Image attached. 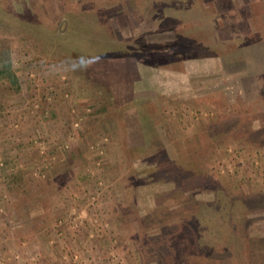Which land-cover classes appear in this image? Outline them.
Returning <instances> with one entry per match:
<instances>
[{"label":"rangeland","instance_id":"1","mask_svg":"<svg viewBox=\"0 0 264 264\" xmlns=\"http://www.w3.org/2000/svg\"><path fill=\"white\" fill-rule=\"evenodd\" d=\"M0 43V264H264V0H0Z\"/></svg>","mask_w":264,"mask_h":264},{"label":"trees","instance_id":"2","mask_svg":"<svg viewBox=\"0 0 264 264\" xmlns=\"http://www.w3.org/2000/svg\"><path fill=\"white\" fill-rule=\"evenodd\" d=\"M7 50V44L6 43H0V55H1V53L3 52V51H6ZM228 199H230L229 197H226V198H219V199H217L216 201H219L218 203H217V205L218 204H224ZM201 199H198V200H195V201H200ZM206 201V200H205ZM210 200H207L206 202H209ZM248 211H249V208L247 209V208H244V209H242L238 214H237V219H239V221H237V222H239V225L238 226H240V227H242L243 229H244V227H245V225H246V222H247V217H246V214L248 213ZM244 233H245V231H243ZM262 249H263V247L262 246H259V248L257 249V251L256 252H261L262 251Z\"/></svg>","mask_w":264,"mask_h":264},{"label":"crops","instance_id":"3","mask_svg":"<svg viewBox=\"0 0 264 264\" xmlns=\"http://www.w3.org/2000/svg\"><path fill=\"white\" fill-rule=\"evenodd\" d=\"M117 108V107H116ZM112 111V114L114 113V112H116L115 110H113V109H106V110H104V114H106V115H108L109 114V112H111ZM122 126H123V124H122ZM125 126H123V128H124ZM121 135H123V132H122V134H120V136ZM122 137V136H121ZM103 139H107V136H104V138ZM122 139V138H121ZM124 139V138H123Z\"/></svg>","mask_w":264,"mask_h":264},{"label":"built area","instance_id":"4","mask_svg":"<svg viewBox=\"0 0 264 264\" xmlns=\"http://www.w3.org/2000/svg\"><path fill=\"white\" fill-rule=\"evenodd\" d=\"M225 167H227V169H228L229 171H232V169L229 167V165L226 164ZM228 170H226V171H228Z\"/></svg>","mask_w":264,"mask_h":264}]
</instances>
